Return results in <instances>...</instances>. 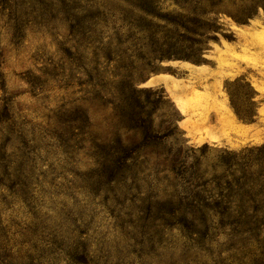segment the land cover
<instances>
[{
    "label": "rangeland",
    "instance_id": "rangeland-1",
    "mask_svg": "<svg viewBox=\"0 0 264 264\" xmlns=\"http://www.w3.org/2000/svg\"><path fill=\"white\" fill-rule=\"evenodd\" d=\"M251 1L0 0V264H264Z\"/></svg>",
    "mask_w": 264,
    "mask_h": 264
},
{
    "label": "trees",
    "instance_id": "trees-1",
    "mask_svg": "<svg viewBox=\"0 0 264 264\" xmlns=\"http://www.w3.org/2000/svg\"><path fill=\"white\" fill-rule=\"evenodd\" d=\"M246 1L245 0H239V2H241V3L243 2L244 4ZM234 2H235V0H196L195 4L197 5L198 10L201 11V6L203 7L202 12H200L199 14L203 17L204 16L209 17L210 20H212V22H213V23L211 22V26L207 25L203 28V34L197 35V37L199 38V41L203 40V42H204L207 40H213V41L216 40V33L219 31L218 24H217V20H219V18L217 16L221 12H226L229 14V12H227V5H228V3H230L232 5V7H234V9H235V3ZM248 2H250L251 5H253V9H256L257 4L253 3L251 0H248ZM152 4H153V0H152ZM240 8L234 10L230 14L232 19L236 20L237 22H242L243 20H247L248 16L251 15V14H246V12L243 10H240ZM138 9L141 12H143L140 8H138ZM262 9L264 12V8H262ZM196 10L197 9L194 8L193 10H191V13L193 15L196 14V12H195ZM207 20H209V19H207ZM263 152H264V147H263Z\"/></svg>",
    "mask_w": 264,
    "mask_h": 264
}]
</instances>
